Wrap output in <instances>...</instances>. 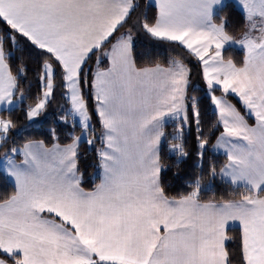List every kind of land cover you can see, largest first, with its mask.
Returning a JSON list of instances; mask_svg holds the SVG:
<instances>
[{"label":"snow or ice","instance_id":"1","mask_svg":"<svg viewBox=\"0 0 264 264\" xmlns=\"http://www.w3.org/2000/svg\"><path fill=\"white\" fill-rule=\"evenodd\" d=\"M0 264H264V0H0Z\"/></svg>","mask_w":264,"mask_h":264}]
</instances>
